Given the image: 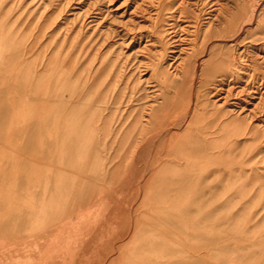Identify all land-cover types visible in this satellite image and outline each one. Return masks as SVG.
<instances>
[{
	"label": "rangeland",
	"instance_id": "obj_1",
	"mask_svg": "<svg viewBox=\"0 0 264 264\" xmlns=\"http://www.w3.org/2000/svg\"><path fill=\"white\" fill-rule=\"evenodd\" d=\"M0 264H264V0H0Z\"/></svg>",
	"mask_w": 264,
	"mask_h": 264
},
{
	"label": "bare ground",
	"instance_id": "obj_2",
	"mask_svg": "<svg viewBox=\"0 0 264 264\" xmlns=\"http://www.w3.org/2000/svg\"><path fill=\"white\" fill-rule=\"evenodd\" d=\"M87 1V0H86ZM105 1V0H104ZM197 1V0H196ZM225 2V1H224ZM107 3V2H106ZM105 3V4H106ZM219 3V2H218ZM221 3V2H220ZM262 3V2H261ZM94 4V3H93ZM109 4V3H108ZM169 6H171V5H169ZM220 7V6H219ZM226 7V6H225ZM261 7V6H260ZM85 8V7H84ZM180 8V7H179ZM258 8V7H257ZM89 9V8H88ZM103 9H105V8H103ZM170 9V8H169ZM171 9H172V7H171ZM197 9V8H196ZM79 10V9H78ZM81 11H83V10H81ZM87 12H88V10H86ZM132 11V10H131ZM90 12V11H89ZM256 13H258V12H256ZM216 15V14H215ZM91 16V15H90ZM96 16V15H95ZM256 16V15H255ZM115 17V16H114ZM129 17V16H128ZM249 17V16H248ZM100 19V18H99ZM99 21V20H98ZM109 21V20H108ZM107 21V22H108ZM137 21H139V20H137ZM136 21V22H137ZM140 22V21H139ZM142 22V21H141ZM129 23V22H128ZM148 23V22H147ZM244 23V22H243ZM255 23V22H254ZM131 24V23H130ZM143 24H145V23H143ZM139 25H141L140 23H139ZM253 25V24H252ZM131 26V25H130ZM144 26V25H143ZM146 26H147V24H146ZM149 26V25H148ZM112 27V26H111ZM138 27V26H137ZM151 27V26H150ZM217 27V26H216ZM103 28V27H102ZM245 28V27H244ZM114 29V28H113ZM194 29V28H193ZM205 29V28H204ZM108 31V30H107ZM181 31V30H180ZM242 32V31H241ZM240 32V33H241ZM110 33V32H109ZM243 33V32H242ZM165 34V33H164ZM181 34V33H180ZM180 36V35H179ZM238 36H239V34H238ZM240 36H241V34H240ZM117 38V37H116ZM182 38V37H181ZM237 38V37H236ZM235 40V39H234ZM140 41V40H139ZM180 41V40H179ZM212 41V40H211ZM215 41V40H214ZM218 41V40H217ZM217 41H215V42H217ZM219 41H228L227 39H219ZM233 41V40H232ZM231 41V42H232ZM126 42V41H125ZM145 42V41H144ZM163 43V42H162ZM223 43V42H222ZM236 44H238V43H236ZM211 45V44H210ZM19 46V45H18ZM124 46V45H123ZM126 46V45H125ZM125 46H124V48H125ZM136 46V45H135ZM209 46V45H208ZM237 46V45H236ZM122 47V46H121ZM142 47V46H141ZM181 47V46H180ZM197 47V46H196ZM184 48V47H183ZM178 49V48H177ZM180 49V48H179ZM208 50V49H207ZM180 52V51H179ZM208 52V51H207ZM67 53V52H66ZM139 53H141V52H139ZM185 53V52H184ZM101 54V53H100ZM235 54H236V52H235ZM103 55V54H102ZM101 55V56H102ZM140 55V54H139ZM138 55V56H139ZM205 55L207 56V53H205ZM142 56H143V53H142ZM177 56V55H176ZM175 56V57H176ZM205 56V57H206ZM236 56V55H235ZM238 57V56H237ZM111 59V58H110ZM113 59V58H112ZM167 59V58H166ZM198 61H201V58L199 59V60H197V64H196V72H200V70H201V63L200 62H198ZM113 62V61H112ZM171 63V62H170ZM178 63V62H177ZM241 63V62H240ZM50 65V64H49ZM113 65V64H112ZM112 65H110V66H112ZM121 67V66H120ZM120 67H118V69L120 68ZM108 68H109V66H108ZM122 68V67H121ZM144 68V67H143ZM27 69H29V67L27 68ZM64 68H62V71H65V69L63 70ZM110 69H112V67H110L108 70H107V68H106V70L107 71H109ZM119 71V70H118ZM117 71V72H118ZM180 71L181 70H179L178 72L180 73ZM144 72V71H143ZM7 73V72H6ZM64 73V72H63ZM62 73V74H63ZM106 73H108V72H106ZM131 73V72H130ZM18 74H20V73H18ZM47 74V73H46ZM118 74V73H117ZM21 75V74H20ZM60 75L61 74H59V78H61L60 77ZM143 75V74H142ZM1 76H2V74H1ZM29 76V75H28ZM66 75H64V77H65ZM149 76V75H148ZM23 77V76H22ZM31 77V76H30ZM28 78V77H27ZM63 78V77H62ZM62 78L59 80V82H61V80H62ZM104 78V77H103ZM128 78V77H127ZM200 78V77H199ZM30 79V78H29ZM44 79V78H43ZM197 79H198V77H197ZM57 80V81H58ZM128 80V79H127ZM27 81V80H26ZM67 81V80H66ZM88 81H89V79H88ZM30 82V81H29ZM43 82V81H42ZM56 83H58V82H56ZM62 83V82H61ZM60 83V84H61ZM63 83H65L64 81H63ZM63 83H62V85H63ZM102 83V82H101ZM15 84V83H14ZM128 84V83H127ZM150 84V83H149ZM226 84V83H225ZM20 85V84H19ZM28 85V84H27ZM132 85V84H131ZM151 85V84H150ZM237 85V84H236ZM235 85V86H236ZM58 86H60L59 85V83H58ZM62 87L63 86H61L60 88L61 89H59L60 91H63V89H62ZM124 87V86H123ZM217 87V86H216ZM229 87V86H228ZM242 87V86H241ZM111 88V87H110ZM132 88V87H131ZM163 88H164V86H163ZM221 88V87H220ZM227 88V87H226ZM58 89V88H57ZM56 88L54 89V90H56V91H58ZM151 90H152V88H150ZM223 89V88H222ZM236 89V88H235ZM239 89V88H238ZM35 90V89H34ZM225 90V89H224ZM36 91V90H35ZM34 91V92H35ZM55 91V92H56ZM59 91V92H60ZM223 91V90H222ZM51 92V91H50ZM98 92V91H97ZM173 92V91H172ZM226 92V91H225ZM229 92V91H228ZM227 93V92H226ZM235 93V92H234ZM151 94V93H150ZM153 94V93H152ZM168 94V93H167ZM170 94H171V92H170ZM118 95V94H117ZM217 95V94H216ZM92 96V95H91ZM254 96H256V95H254ZM259 96V95H258ZM118 97H119V95H118ZM121 97V96H120ZM151 97V96H150ZM153 97V96H152ZM220 97V96H219ZM218 97V98H219ZM225 97V96H224ZM147 98V97H146ZM19 100H20V98H18ZM103 99H105V98H103ZM263 99V98H262ZM37 100V99H36ZM126 100H128V98L126 99ZM216 100V99H215ZM249 100V99H248ZM195 101V100H194ZM258 101V100H257ZM18 102V101H17ZM37 102H38V100H37ZM36 102V103H37ZM88 102V101H87ZM153 102V101H152ZM32 103V102H31ZM40 103H41V101H40ZM38 104H39V102H38ZM50 105L52 104V103H49ZM48 104V105H49ZM56 104V103H55ZM254 104V103H253ZM53 105V104H52ZM234 105V104H233ZM236 105V104H235ZM56 106V105H55ZM55 106H53V107H55ZM58 106V105H57ZM143 106H144V104H143ZM151 106V105H150ZM241 106V105H240ZM236 107V106H235ZM243 107V106H242ZM45 108V107H44ZM57 108V107H56ZM47 109H48V107H47ZM147 109H150L149 111L150 112H148V113H146V109H144L143 110V116H150V118H148V119H143V121H145L146 123L145 124H143V126L145 127V129L144 130H142V131H140L134 138H135V141H138L137 143H139V142H141V143H145V142H148V140H150V139H157V134H156V125H157V123H158V120H159V118H157L156 116L158 115V116H162L163 114H165V112L164 111H166L168 114L170 113V112H168V111H172L173 110V108H168V107H162V106H151V107H148ZM233 109V108H232ZM39 110V109H38ZM52 110V109H51ZM57 110H58V108H57ZM59 110H60V108H59ZM62 111L63 112H61V114H59V115H61V116H58V115H56V116H58V117H61V118H59L57 121H56V127L55 128H53L54 130L57 128V124L58 123H60V121H62L63 120V113H65V114H67V111H68V109L65 107V108H63L62 109ZM174 111V110H173ZM191 111V110H190ZM46 112H47V110H46ZM49 112V111H48ZM48 112H47V114H48ZM58 112V111H57ZM14 113V112H13ZM59 113V112H58ZM234 113V112H233ZM248 113V112H247ZM31 114V113H30ZM51 114V113H50ZM49 114V115H50ZM57 114V113H56ZM63 114V115H62ZM73 114V118H71L70 120L71 121H69V120H65L66 122H70V123H68V125H67V127H66V129H68V131L69 130H71L70 132L72 133L71 134V136L69 137V140H70V142H71V146H73L74 144L73 143H77L78 141L80 142V139H81V137H82V135L84 134V128H85V126H86V122H81L82 121V119L80 118V114L79 113H72ZM95 114V113H94ZM149 114V115H148ZM79 115V116H78ZM190 116V115H189ZM66 117V116H65ZM41 118H43V117H41ZM56 118V117H55ZM136 118H138V117H136ZM46 119H47V117H46ZM65 119V118H64ZM67 119V118H66ZM142 120V119H141ZM235 119L233 118V116L232 117H230V118H228L225 122H223V124H222V126H221V139H222V145H224V142H226V141H229L230 139H231V137L232 136H235V135H238L240 132V127L239 126H236L235 125V121H234ZM188 121V120H187ZM54 122V121H53ZM58 122V123H57ZM151 122V124H150V126H149V123ZM251 123V122H250ZM65 124V123H64ZM63 124V125H64ZM67 124V123H66ZM196 124V123H195ZM194 124V125H195ZM62 125V126H63ZM47 126H49V125H47ZM65 126V125H64ZM52 127H53V123H52ZM51 127V128H52ZM50 128V127H49ZM58 128H59V126H58ZM65 128V127H64ZM45 129H48V127H46ZM63 129V128H62ZM95 128H93V130H94ZM49 130V129H48ZM79 130H81V132H80V134H79ZM53 131V130H52ZM57 130H55V131H53L54 133L53 134H55V132H56ZM59 131V130H58ZM74 131L75 132H77V137H72V135H73V133H74ZM49 132V131H48ZM167 132V131H166ZM162 133H164V132H162ZM52 134V133H51ZM60 134V133H59ZM76 134V133H75ZM165 134V133H164ZM183 135H184V138H187V137H189L190 138V136H189V133H182ZM48 135H50L49 133H48ZM47 135V136H48ZM56 136L58 135V132H57V134H55ZM163 135V134H162ZM53 137V136H52ZM51 137V138H52ZM58 137V136H57ZM94 137V136H93ZM54 138L56 139V137L54 136ZM59 138V137H58ZM57 138V139H58ZM82 138H85V137H82ZM161 138V137H160ZM181 135H178V138L176 139V140H173V135H171L170 136V139H169V142H170V146H169V149H167L168 151H169V153H174V154H177V153H179V154H182V147L184 146V142H185V139H184ZM50 139V138H49ZM75 139H77V141L75 140ZM78 142V143H79ZM157 143V142H156ZM173 143V144H172ZM151 145V144H150ZM157 145H158V143H157ZM47 146V145H46ZM149 146V145H148ZM133 149V148H132ZM154 149V148H153ZM135 155H138V149L137 150H132L131 152H130V156H135ZM151 155H152V153H151ZM153 156V155H152ZM182 156H185L184 154H182ZM128 158H129V156H128ZM151 159V158H150ZM29 164V163H28ZM30 165V164H29ZM148 168V167H147ZM167 170V168H163L162 169V171L163 172H165ZM132 171V170H131ZM130 171V172H131ZM135 171V170H134ZM133 171V172H134ZM145 173H146V171H145ZM221 174V173H220ZM125 185V184H124Z\"/></svg>",
	"mask_w": 264,
	"mask_h": 264
}]
</instances>
